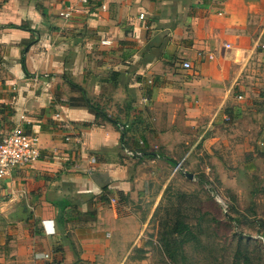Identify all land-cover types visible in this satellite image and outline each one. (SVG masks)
<instances>
[{"label":"crops","instance_id":"0c3cea01","mask_svg":"<svg viewBox=\"0 0 264 264\" xmlns=\"http://www.w3.org/2000/svg\"><path fill=\"white\" fill-rule=\"evenodd\" d=\"M82 91L117 124L91 112ZM248 118L264 134V0H121L105 9L0 0V140L21 123L41 151L0 180V264L103 257L92 250L107 243L109 226H129L128 197L150 183L153 166L171 165L157 151L187 165L198 130L214 145L221 126Z\"/></svg>","mask_w":264,"mask_h":264},{"label":"rangeland","instance_id":"374dc122","mask_svg":"<svg viewBox=\"0 0 264 264\" xmlns=\"http://www.w3.org/2000/svg\"><path fill=\"white\" fill-rule=\"evenodd\" d=\"M259 122L248 118L234 127L221 126L214 145H205L210 131L198 130L187 165L180 153L157 151L172 163L160 159L166 167L153 166L150 183L140 182L136 197H128L123 213L129 226L115 231L109 226L107 243L92 250L105 255L96 258L99 262L78 264H167L164 242L181 240L166 236L176 224L189 226L194 237L175 252L179 264H264V134ZM114 249L118 257L110 253Z\"/></svg>","mask_w":264,"mask_h":264},{"label":"built area","instance_id":"2783aa9c","mask_svg":"<svg viewBox=\"0 0 264 264\" xmlns=\"http://www.w3.org/2000/svg\"><path fill=\"white\" fill-rule=\"evenodd\" d=\"M80 4H88L91 1H97L101 4V8L105 9L110 2H118L121 0H76ZM71 10L60 12L59 16L68 18L71 16ZM138 18L142 20L144 14H139ZM225 48H230L225 45ZM184 69H189L188 63H183ZM241 99V97H239ZM22 122H25L21 117ZM29 124V122H26ZM40 140L36 134L28 133L21 123L15 125L11 131L0 140V180L10 178L12 173L18 168L32 165L40 159ZM93 162V160H92ZM176 170H180V164L176 166ZM47 258V255L37 256V258Z\"/></svg>","mask_w":264,"mask_h":264},{"label":"trees","instance_id":"16d2710c","mask_svg":"<svg viewBox=\"0 0 264 264\" xmlns=\"http://www.w3.org/2000/svg\"><path fill=\"white\" fill-rule=\"evenodd\" d=\"M23 65V59L21 61ZM24 68V66H23ZM72 87H76L73 84H70ZM82 98H83V104L91 111L93 112L97 117L101 118L104 121H109L111 123L117 124V120L109 118L106 113L97 105L92 103L86 96L85 93L82 91ZM264 151V149H263ZM166 159V158H165ZM170 163L171 160L166 159ZM166 236H175L176 238H180L181 240L179 242L176 241V239H173L168 242H164V253L166 256V260L168 261L167 264H179L175 255V252L180 250L182 248V245L188 240L189 236L192 237V240L194 237L192 236V232L189 228V226L186 225H178L176 224L171 232ZM177 245V246H175ZM175 247V250L173 251L171 247Z\"/></svg>","mask_w":264,"mask_h":264},{"label":"water","instance_id":"95a60500","mask_svg":"<svg viewBox=\"0 0 264 264\" xmlns=\"http://www.w3.org/2000/svg\"><path fill=\"white\" fill-rule=\"evenodd\" d=\"M186 178H188L189 180H191L193 178V176L191 174L185 173L184 174Z\"/></svg>","mask_w":264,"mask_h":264}]
</instances>
